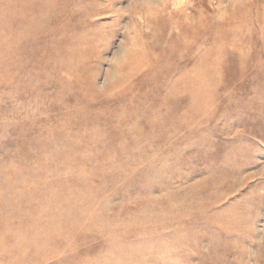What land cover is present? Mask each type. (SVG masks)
<instances>
[{"label": "rangeland", "instance_id": "1", "mask_svg": "<svg viewBox=\"0 0 264 264\" xmlns=\"http://www.w3.org/2000/svg\"><path fill=\"white\" fill-rule=\"evenodd\" d=\"M0 264H264V0H0Z\"/></svg>", "mask_w": 264, "mask_h": 264}]
</instances>
